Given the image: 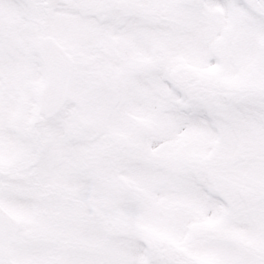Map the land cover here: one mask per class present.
I'll use <instances>...</instances> for the list:
<instances>
[{
    "label": "snow or ice",
    "instance_id": "1",
    "mask_svg": "<svg viewBox=\"0 0 264 264\" xmlns=\"http://www.w3.org/2000/svg\"><path fill=\"white\" fill-rule=\"evenodd\" d=\"M0 264H264V0H0Z\"/></svg>",
    "mask_w": 264,
    "mask_h": 264
}]
</instances>
